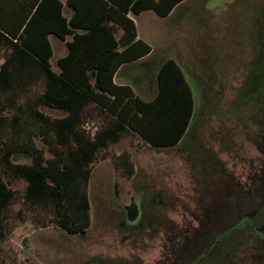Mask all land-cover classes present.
Wrapping results in <instances>:
<instances>
[{
    "label": "trees",
    "instance_id": "16d2710c",
    "mask_svg": "<svg viewBox=\"0 0 264 264\" xmlns=\"http://www.w3.org/2000/svg\"><path fill=\"white\" fill-rule=\"evenodd\" d=\"M62 1L0 0V131L5 122V107L9 106L15 114L2 145L4 169L27 182V199L51 201L58 225L73 235L83 232L89 223V201L85 188L79 189L78 180L86 186L90 177L88 166L100 149L118 142L124 133L139 137L155 149L181 146L180 152L199 168L194 179L196 194L201 195L195 202L198 208L196 228L182 232L169 229L175 233L165 239L168 258L175 264H201L202 261L204 264H255L248 261L250 254L245 253L253 240L261 241V250L263 248L264 203L232 221L226 230H218V235L212 232L227 217V208L225 211L224 208L231 197L249 194L247 189L251 191L250 184L257 178L259 183H264V167L258 175L250 174L240 183L226 172L216 153L205 148L197 135L202 131L199 130L203 119L201 111L194 115L191 89L174 61L168 60L156 79L148 82V86H152L149 87L151 94L140 96L136 93L138 83L135 80L130 83L117 81L122 69L151 52L147 43L137 39L134 21L128 14L135 17L152 11L159 18H166L184 0H64L65 4ZM65 8L72 11L69 19L64 15ZM109 22L122 29L118 40L114 37V28L105 25ZM50 36L59 40L72 36L66 43V56L56 61L57 71L50 64L53 56ZM100 36L109 40L110 45L91 46ZM40 81L43 92L27 98L22 106L17 104L14 94H26L30 86ZM246 83L245 79L242 88ZM248 93L245 99L254 97ZM257 94L264 96L261 92ZM204 97L202 93L201 102ZM216 100V97L210 98V107L216 105ZM238 105L235 100L231 107L237 111ZM41 106L58 109L65 116L52 119L39 110ZM88 109L109 119L108 125L96 131L92 139L79 129ZM25 111L30 121L24 124L28 123L44 137L54 140L53 145L49 143L50 148L54 147L51 149L53 158L46 162L38 149L28 145L30 138L19 139V116ZM259 116L264 120V106ZM259 128L263 131L260 143H264V127ZM71 143L75 146L73 149H56V146L67 147ZM19 153L32 154L33 164H13L11 157ZM202 168L213 169L210 175L214 190L212 188L211 192L200 188L205 184V180L201 183L200 179L206 175ZM12 197V192L0 181V214L8 208ZM127 214L131 220L138 217L135 203L128 206ZM261 250L258 251L261 253Z\"/></svg>",
    "mask_w": 264,
    "mask_h": 264
},
{
    "label": "rangeland",
    "instance_id": "374dc122",
    "mask_svg": "<svg viewBox=\"0 0 264 264\" xmlns=\"http://www.w3.org/2000/svg\"><path fill=\"white\" fill-rule=\"evenodd\" d=\"M232 2L194 0L195 7H203L200 10L205 17H189L190 23L187 20L170 24L164 36L155 31L145 33L155 39L152 43L155 47L162 40L171 47L175 45L177 49L170 48L173 59L186 50L191 55L193 64L186 69L190 81L194 82V115L201 111L203 118L199 127L202 131L197 135L206 149L216 153L226 172L244 183L248 175H258L264 167V143H260L263 131L259 128L264 127V120L259 118L264 96L257 94H264V87L261 88L264 84V0L256 1L255 9L250 11L252 14H236L235 10L231 15V9L225 5ZM54 50L50 64L57 71L55 61L59 49ZM245 79L247 83L242 88ZM41 92L42 81L30 86L26 94L15 93L14 97L22 106L27 98ZM248 92L254 97L245 99ZM202 93L206 96L203 106ZM213 97L217 99L216 105L210 107L209 100ZM235 100L239 104L237 111L231 107ZM5 108V122L0 131V181L13 197L8 208L0 214V264H175L167 256L165 239L177 231L196 228L198 208L195 202L201 195L196 194L194 179L199 168L180 152L181 146L155 149L139 137L124 133L118 142L100 149L88 166L90 177L86 186L78 180L79 189L85 188L89 201L88 226L83 232L71 235L58 225L51 201L27 199V182L4 169L2 145L15 115L9 106ZM39 110L52 119L65 116L55 108L41 106ZM19 120V139L30 138L28 145L41 152L44 162L52 159L54 147L50 145L54 140L44 137L28 123L24 124L29 120L26 111L21 113ZM82 121L79 129L91 139L109 123L107 116L93 109L83 114ZM74 147L71 143L67 147L56 146V149ZM11 162L32 165V154H14ZM201 171L206 175L200 179L201 183L205 180L200 188L211 192L212 188L214 190L210 175L213 169L202 168ZM257 179L254 184L249 183L252 187L251 191L247 189L249 194L230 198L224 208V211L227 208V217L222 219L213 235L264 203V183ZM131 203L139 210L135 220L129 219L127 214ZM255 241L248 245L245 253L250 254L248 261L253 263L259 262L258 250L262 245L261 241Z\"/></svg>",
    "mask_w": 264,
    "mask_h": 264
},
{
    "label": "crops",
    "instance_id": "0c3cea01",
    "mask_svg": "<svg viewBox=\"0 0 264 264\" xmlns=\"http://www.w3.org/2000/svg\"><path fill=\"white\" fill-rule=\"evenodd\" d=\"M193 1L194 0L182 1L170 12V14L166 18H159L152 11H144L135 17L128 14V17L134 21L136 27L137 39H140L145 43H147L151 48V52L147 56L137 60L136 62L128 64L129 66L122 69L117 78V81L119 83H130L135 80L138 83V94L140 96L151 94L152 89L149 88L151 85L148 86V82L150 81L151 83L152 80L154 81L156 79L159 70L163 67V65L168 60H172L177 64V66L182 71L184 78L191 89L193 95L194 107H195V95L192 86L194 82L193 80L190 81L191 78L188 76V70L186 69L189 66V64H193L191 55H189L188 51L186 50V52L182 51L181 54L178 56V58L176 57L177 59L176 58L173 59L171 56L170 48L175 49L176 48L175 45L171 47L170 43H168L170 45L164 44L162 40L161 42H157L156 44H159V46L155 47L152 45L155 39L154 38L152 39V36H149L148 34L145 33L148 31L149 32L155 31L156 33L160 32L164 36L163 32L165 31V28L167 29L169 28L170 24H177L181 21H187L189 20L188 19L189 17L190 18L195 16L205 17V14L202 13L200 10L203 7L202 8L195 7L194 4L192 3ZM256 1L257 0H233L232 4L225 5V7L231 9L232 11L231 15H234L233 12L235 10L238 11V13L236 14H244V13L252 14V12L250 11L255 9L254 7ZM62 3L65 4V1L63 0ZM64 15L69 19L72 15V11L68 8H65ZM190 21L191 20H189V23ZM105 25H107L110 28L112 27L114 28L115 30L114 37L115 39L118 40L123 33L122 29L119 28L116 24H113L111 22ZM146 25L148 26L146 27ZM174 26H173L174 29H176L177 25ZM159 27H161V29ZM100 32L103 33L104 31L101 30ZM71 40H72V36H67L65 40H59L51 36L49 37L52 50L55 51L54 50L55 48L59 49L57 53V59L66 56L67 54L66 43L70 42ZM109 45H110V41L104 40L102 36L97 37L95 41L91 43V46H95V47H102ZM56 61H55V65H56Z\"/></svg>",
    "mask_w": 264,
    "mask_h": 264
},
{
    "label": "flooded vegetation",
    "instance_id": "af4514ba",
    "mask_svg": "<svg viewBox=\"0 0 264 264\" xmlns=\"http://www.w3.org/2000/svg\"><path fill=\"white\" fill-rule=\"evenodd\" d=\"M258 257H259V262L255 263V264H264V244H263V248L261 250V253H259Z\"/></svg>",
    "mask_w": 264,
    "mask_h": 264
}]
</instances>
